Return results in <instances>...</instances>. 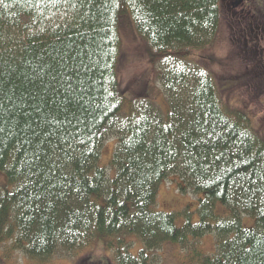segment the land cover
<instances>
[{"label": "trees", "instance_id": "1", "mask_svg": "<svg viewBox=\"0 0 264 264\" xmlns=\"http://www.w3.org/2000/svg\"><path fill=\"white\" fill-rule=\"evenodd\" d=\"M223 9L0 0V264L17 251L25 264H158L166 243L189 264H264V137L223 103L236 80L217 84L210 59L193 56L215 44ZM125 35L143 43L165 113L160 89L120 88ZM171 176L198 197L194 210L157 209ZM211 233L206 255L194 243ZM92 246L103 261L79 257Z\"/></svg>", "mask_w": 264, "mask_h": 264}, {"label": "rangeland", "instance_id": "2", "mask_svg": "<svg viewBox=\"0 0 264 264\" xmlns=\"http://www.w3.org/2000/svg\"><path fill=\"white\" fill-rule=\"evenodd\" d=\"M239 6L241 5L239 4L236 9H223L222 27L215 44L207 50L200 49L199 52L193 53V56H197L198 59L199 57L207 56L210 59V62L206 66L212 74L216 75L217 84H224L226 80H236V86L224 90L221 94L224 100L223 103H226V108L229 111L240 112L246 115L250 119L249 125L264 137V72L258 67L264 65V32L261 36V32L257 30L259 40H256L253 44L249 43L247 44V48H243V43H240L238 39L248 36L245 31L244 22L249 21L252 15H250L246 7L242 8ZM241 9L243 10L241 11ZM141 48L145 49L140 40L137 41V39L129 35H125L122 38V57L117 75L120 88L129 96L138 93L139 88H147L149 85V89L154 92V95L160 89V96L152 97V100L160 112L165 113L167 107L163 101L164 94L161 91V87H158L152 81V62L151 59L148 60L146 54L141 53ZM252 51L256 52L254 58L246 60L245 52L251 53ZM217 66L225 67L218 68ZM212 77L214 81V75ZM2 175L0 173V187L4 185L3 182L5 181L4 175ZM178 183V179L171 176L160 185L156 197V207L158 210L163 212H178L187 207L191 210L195 209L198 197L190 194H181L178 191ZM222 209L223 206L219 207L218 211ZM194 220H197L196 217ZM183 222L182 219H177L175 223L177 226H181ZM242 224L245 227H251L253 222L250 218L243 217ZM214 242L215 236L211 233L204 235L194 244L197 245L198 251L206 255H212L215 252ZM92 247L88 248L87 255L82 253L79 257L90 255L93 258L101 257V261H103L105 254L100 252V248H96V246ZM162 247V250L160 249V252L156 253L160 257L158 264H189L186 261L192 256L182 254L181 251L179 252L176 244L166 243ZM139 248L133 245L131 253L136 254ZM11 256H13L12 260H15V262L5 264L26 263L27 258L18 251L15 254L11 253ZM55 263L54 261L49 264ZM30 264L36 263L30 262ZM59 264H74V262L69 260Z\"/></svg>", "mask_w": 264, "mask_h": 264}, {"label": "flooded vegetation", "instance_id": "3", "mask_svg": "<svg viewBox=\"0 0 264 264\" xmlns=\"http://www.w3.org/2000/svg\"><path fill=\"white\" fill-rule=\"evenodd\" d=\"M224 9H236L240 4L242 8H247L250 15H252L249 21H245V31L248 36H244L243 38H239L238 41L243 43V48H247V44H253L256 40H259L257 37V30L262 33L264 32V0H221ZM239 2V3H237ZM238 7V8H239ZM243 9H241L242 11ZM262 12V13H259ZM223 18V14H222ZM243 50V49H241ZM246 60H252L256 54L255 51L251 53L245 52ZM260 61V60H259ZM264 62V61H263ZM259 69H262L264 72V65L258 66Z\"/></svg>", "mask_w": 264, "mask_h": 264}, {"label": "water", "instance_id": "4", "mask_svg": "<svg viewBox=\"0 0 264 264\" xmlns=\"http://www.w3.org/2000/svg\"><path fill=\"white\" fill-rule=\"evenodd\" d=\"M237 3H239V2H237Z\"/></svg>", "mask_w": 264, "mask_h": 264}]
</instances>
